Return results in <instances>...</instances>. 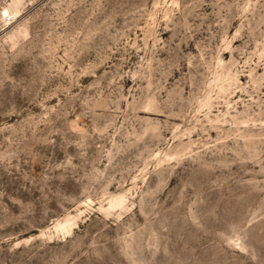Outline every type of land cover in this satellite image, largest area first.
I'll use <instances>...</instances> for the list:
<instances>
[{
  "label": "rangeland",
  "instance_id": "1",
  "mask_svg": "<svg viewBox=\"0 0 264 264\" xmlns=\"http://www.w3.org/2000/svg\"><path fill=\"white\" fill-rule=\"evenodd\" d=\"M0 264H264V0H0Z\"/></svg>",
  "mask_w": 264,
  "mask_h": 264
}]
</instances>
